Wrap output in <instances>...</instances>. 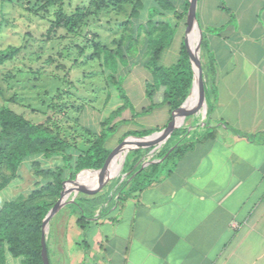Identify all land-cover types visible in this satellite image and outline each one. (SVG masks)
I'll list each match as a JSON object with an SVG mask.
<instances>
[{"label":"crops","instance_id":"crops-1","mask_svg":"<svg viewBox=\"0 0 264 264\" xmlns=\"http://www.w3.org/2000/svg\"><path fill=\"white\" fill-rule=\"evenodd\" d=\"M197 19L216 96L180 139L213 138L125 202L118 195L98 214L82 204L90 224L68 264H264V0H199ZM155 152L134 169L161 162Z\"/></svg>","mask_w":264,"mask_h":264},{"label":"rangeland","instance_id":"rangeland-1","mask_svg":"<svg viewBox=\"0 0 264 264\" xmlns=\"http://www.w3.org/2000/svg\"><path fill=\"white\" fill-rule=\"evenodd\" d=\"M91 1L65 0L63 8L65 13L70 15L77 7H86ZM43 3L39 0L0 1V53L9 47H22L14 60L0 66V105L11 108L33 122H43L50 117L56 126V131L62 137L74 142L81 150H86L93 136L101 132V123L112 111L122 105L117 99L116 92L107 82L100 60L94 56L93 44L99 43L110 49H117L120 40L130 32L125 31L124 24L129 20L132 5L109 7L89 17L76 35L58 31L48 36L49 21L55 19L58 6L50 7L45 11L41 9ZM186 32L187 18L186 22H180L175 40L165 52L163 65L170 66L176 62L181 42L186 39ZM197 41L198 36L195 46ZM145 52L141 45L139 53L129 59L128 66L121 73L127 75L131 70L124 81V87L136 112L151 104L144 90V81L149 78V73L142 67L147 60ZM199 56L202 62V50ZM203 74L204 98H199L191 113L176 128L182 131L180 138L194 134L195 127L192 123L194 117H198L199 120L204 119L203 121L206 119L207 109H203L207 103V78L204 67ZM161 100V94H158L155 101ZM51 104L58 105L57 111L49 110L48 106ZM130 118L129 111L124 113L123 119ZM167 122V112L165 108H160L145 115L136 123L122 124L109 138L107 146L115 152L120 145L118 140L124 133L136 131L140 129L139 127L161 129ZM171 136L160 144L129 151L123 168L120 167L110 175L117 176L114 179L88 182L80 186L78 193L74 190L70 192L66 197L68 203L51 218L46 227L50 264H68L69 244L74 240L82 239L78 236L79 228L76 221L79 219V213L74 210V202L89 204L86 207L90 213L98 214L101 206L117 200L119 190L124 185L125 190L129 189L133 178L126 175L127 170H124L128 159H131L132 163L136 160L138 165L156 149L153 160L156 161L163 149L173 148L174 139L170 140ZM169 140L170 142L167 143ZM137 149H141L139 154H136ZM36 161L40 163L42 169H54L58 164H62L60 158L46 161L40 157L36 158ZM36 161L32 159L23 164L17 178L1 190L0 210L6 202L19 196H28L35 189L36 184L42 182L40 176L36 174ZM10 176V171L5 168L0 169V185ZM90 201L94 202L90 203ZM125 227V225L120 226L119 232L125 231ZM107 229L108 227L104 231ZM8 264H22V258L15 259L9 256Z\"/></svg>","mask_w":264,"mask_h":264},{"label":"trees","instance_id":"trees-1","mask_svg":"<svg viewBox=\"0 0 264 264\" xmlns=\"http://www.w3.org/2000/svg\"><path fill=\"white\" fill-rule=\"evenodd\" d=\"M39 1L44 2L41 9L45 11L58 6L55 19L49 21L48 36L58 31L76 35L89 17L109 7L132 5L129 20L124 24L125 31L130 32L120 40L117 49H110L99 43L93 44L94 56L100 60L107 82L116 92L117 99L122 105L101 123V132L93 136L86 150H81L74 142L62 137L56 131L50 117L43 122H33L11 108L0 105V169L5 168L11 173V176L0 185V192L17 178L20 168L29 160L36 161V158L40 157L46 161L54 158L62 160V164H58L54 169H42L40 163L36 161V174L40 176L42 182L37 183L28 196H19L6 202L1 208L0 264H8L9 256L15 259L22 258V264H43L41 244L43 221L70 183L79 177L94 174L96 172H87L103 169L110 163L113 151L108 148L107 142L122 124L136 123L138 119L162 107L168 108L169 123L172 114L188 98L194 80L186 39L181 42L176 62L170 66L162 64L165 52L175 40L180 22H186L189 0H92L88 6H79L70 15L64 11L65 0ZM173 18L177 20L174 21ZM141 45L146 51L147 58L142 67L149 73V78L144 81L145 96L151 104L136 112L124 87V81L131 70L127 75L121 73L128 66L129 59L139 53ZM204 46L205 42L202 41V47ZM21 50L22 47H9L1 52L0 66L14 60ZM158 94H161L162 100L156 102ZM206 94L211 111L216 91L208 81ZM48 108L55 112L58 105L51 104ZM127 111L131 114L129 120L123 119ZM161 129L140 127L136 131H128L122 136L120 143L128 137H144ZM181 132L180 129L173 132L170 140L174 139V146L159 153L161 162L154 163L147 169H134L136 160L134 161L130 169L131 177L135 176L134 181L129 189L125 190L124 185L119 190L120 202H125L136 193L160 181L163 176L171 174L177 163L187 152L195 148L197 142L209 140L214 136L213 133H208L198 141H187L180 139ZM140 151L141 149H137L136 154ZM130 161L131 159H128L124 170L129 168ZM73 207L79 213L77 227L86 230L90 224L88 213L79 201H75Z\"/></svg>","mask_w":264,"mask_h":264},{"label":"water","instance_id":"water-1","mask_svg":"<svg viewBox=\"0 0 264 264\" xmlns=\"http://www.w3.org/2000/svg\"><path fill=\"white\" fill-rule=\"evenodd\" d=\"M197 6H198V0H189V9H188V14H187L186 41H187V47H188V52H189V59H190V62H191V65L194 71V80H193V86H192V89H191V92L188 98L186 99L184 104L172 114L171 121L168 123V125L164 129H162L161 131L154 132L144 137H128L116 148L115 152H113V159L110 162H112L113 160H116L117 157L121 153H124L125 155L124 161H123V166H124L126 156L128 152L131 151L132 149L139 148V147H145L148 145H156L153 141H151L152 139L154 141H157L160 138L165 137L164 139L165 141L167 138H169L173 134L175 129L178 127V125L191 113V111L197 104L199 98L200 97L201 99L204 98L203 94L205 92V85H204L205 79H204V74H203L201 58L199 56V52L202 46V31H201V27L197 19ZM193 30H197L198 32V41H197V45L195 46V49L192 47L191 40H190ZM194 90H195V94L192 97V93ZM155 151L156 149H154L152 152H155ZM109 166L110 164H108L103 169L90 170L87 173L96 172L100 174L99 180H111L117 176L112 177V176H108L105 174V171L107 170ZM81 180H82V177H79L75 181L71 182V184L62 194L57 204L49 211V213L47 214L46 218L43 221V230H42V239H41L43 264H50V259H49L48 250H47V243H46V227L48 226V223L51 217L54 216L62 207H64L68 203L66 200L67 192L70 189L80 187Z\"/></svg>","mask_w":264,"mask_h":264},{"label":"bare ground","instance_id":"bare-ground-1","mask_svg":"<svg viewBox=\"0 0 264 264\" xmlns=\"http://www.w3.org/2000/svg\"><path fill=\"white\" fill-rule=\"evenodd\" d=\"M195 33V34H194ZM197 36H198V32H197V30H193V32H192V34H191V38H190V40H191V44H192V47L195 49V40H196V38H197ZM194 94H195V90L193 91V93H192V97L194 96ZM164 139H165V137H162V138H160L159 140H157V141H154L153 139L151 140V141H153L155 144H160V143H162L163 141H164ZM124 153H121V155H120V157H117V159L114 161V162H112L111 164H110V166L107 168V170L105 171V174L106 175H108V176H110L114 171H116L117 169H119L120 167H122L123 166V161H124ZM99 178H100V174L99 173H94V174H90V175H86V176H83L82 177V180H81V182H80V185L81 186H83V185H86V184H88V182H92V181H95V180H99ZM79 188L80 187H78V188H73V189H70L68 192H67V195H66V197H68V195L70 194V192L72 191V190H74L76 193H78L79 192ZM67 200V199H66ZM53 217V216H52ZM51 217V218H52ZM51 220V219H50Z\"/></svg>","mask_w":264,"mask_h":264}]
</instances>
